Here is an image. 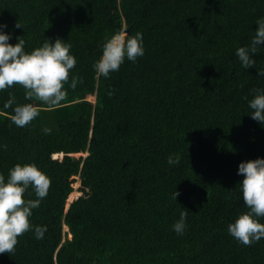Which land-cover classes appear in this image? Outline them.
Returning <instances> with one entry per match:
<instances>
[{"label":"trees","instance_id":"obj_1","mask_svg":"<svg viewBox=\"0 0 264 264\" xmlns=\"http://www.w3.org/2000/svg\"><path fill=\"white\" fill-rule=\"evenodd\" d=\"M259 17L264 0H0L10 43L22 36L30 51L68 40L70 79L83 80L22 128L3 106L9 93L30 102L23 89L0 92V172L35 163L52 181L31 217L47 225L44 239L25 233L0 264H264V239L245 246L228 232L247 211L238 166L264 157V125L245 99L264 88V49L248 70L235 56ZM123 28L143 34L144 56L98 75L105 39ZM169 155L181 164L170 167ZM78 176L82 195L67 210ZM184 208L189 226L178 236Z\"/></svg>","mask_w":264,"mask_h":264},{"label":"clouds","instance_id":"obj_2","mask_svg":"<svg viewBox=\"0 0 264 264\" xmlns=\"http://www.w3.org/2000/svg\"><path fill=\"white\" fill-rule=\"evenodd\" d=\"M255 24L258 27L250 43L238 46L235 50L241 67L246 70L255 67V56L264 49V17H259ZM21 26L18 22L15 25L16 28ZM7 27L6 23H0V92L15 85L23 89L24 99L30 102L17 104L15 96L9 93V99L3 106L4 109L11 108V122L22 128L40 115V105L48 108L60 106L66 100L68 88L76 89L83 80L75 74L70 79L77 59L68 40L57 37L53 42L51 38H45L40 46L29 51L26 48L27 41L22 36L16 37L15 44L9 42L13 32L5 31ZM144 54L143 34L137 31L131 35L127 28H123L105 39L102 54L94 62L93 68L98 75L110 78L111 73L119 71L125 60L135 63ZM259 76L264 77V70L259 71ZM245 99L250 109L248 114L264 125V88L254 89L252 98ZM46 131L50 132L51 129ZM3 149H7L6 144H0V150ZM86 156L88 153L84 154ZM167 164L170 167L179 166L181 157L169 155ZM237 174L243 176L238 183L241 196L237 199H243L247 211L228 224V232L240 244L252 246L264 239V157L240 162ZM73 179H76L75 188L68 199L67 210L77 200L74 197L82 195L81 192L76 193L81 187L80 177ZM51 183V178L35 163H17L8 170L7 177L0 172V254L14 253L19 238L27 232H33L37 240L44 239L47 225L33 224L31 217L33 210L38 209L49 195ZM32 193L35 199L28 198ZM179 195L175 190L171 199L177 201ZM189 213L184 208L172 225L178 236L184 235L189 226ZM68 233V230L64 232L65 239Z\"/></svg>","mask_w":264,"mask_h":264},{"label":"rangeland","instance_id":"obj_3","mask_svg":"<svg viewBox=\"0 0 264 264\" xmlns=\"http://www.w3.org/2000/svg\"><path fill=\"white\" fill-rule=\"evenodd\" d=\"M89 100L95 102V97H89ZM76 186V185H75ZM76 193H80V191L78 190ZM81 194V193H80ZM67 228L64 227V232L66 231L67 232ZM67 237H70V235L68 234Z\"/></svg>","mask_w":264,"mask_h":264},{"label":"built area","instance_id":"obj_4","mask_svg":"<svg viewBox=\"0 0 264 264\" xmlns=\"http://www.w3.org/2000/svg\"><path fill=\"white\" fill-rule=\"evenodd\" d=\"M78 197H79V195H76V196L74 197V199H78Z\"/></svg>","mask_w":264,"mask_h":264}]
</instances>
